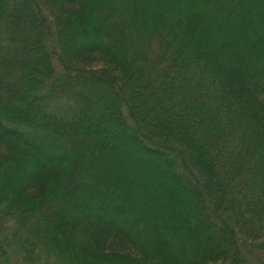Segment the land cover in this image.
Here are the masks:
<instances>
[{"label":"trees","instance_id":"trees-1","mask_svg":"<svg viewBox=\"0 0 264 264\" xmlns=\"http://www.w3.org/2000/svg\"><path fill=\"white\" fill-rule=\"evenodd\" d=\"M0 264H264V0H0Z\"/></svg>","mask_w":264,"mask_h":264},{"label":"rangeland","instance_id":"rangeland-1","mask_svg":"<svg viewBox=\"0 0 264 264\" xmlns=\"http://www.w3.org/2000/svg\"><path fill=\"white\" fill-rule=\"evenodd\" d=\"M97 29V28H96ZM127 150H130V153H132L133 152V155H134V158H135V162H136V164L137 165H134V170H133V172H131L130 170H129V167H128V163L123 159L124 157L122 156V154H123V151L122 150H119L118 152H117V162L115 161L114 162V165H112V167H113V170L114 171H116L118 174V177H119V183L121 184V185H125V182H126V179H123L124 178V176H128V175H130V174H133L134 173V171H135V167H138V169L140 168H142V170L143 169H146V167L144 166V165H142V164H139V161L137 160V155L139 156V157H142V155H143V153H141V152H139V151H137L136 149H134V148H132V147H129ZM126 159V158H125ZM139 166H143V167H139ZM147 170V173H148V170L149 169H146ZM141 171V170H140ZM149 172H150V170H149ZM152 172V171H151ZM120 173V174H119ZM152 176V179L154 180V182L156 181L154 178L156 177V175H151ZM154 182L153 183H151V185H152V187H154ZM157 193H160L159 191L157 192ZM157 193L156 192H154L152 195H153V197L155 196V197H157ZM159 196V195H158ZM134 212V211H133ZM181 214H184V212H181ZM148 208H147V210L145 209V207H143V209H142V211H141V209H140V212H135V213H133L132 214V218H131V227L132 228H135V229H137L138 227H139V224L141 223V221H140V219H141V217L145 220V221H147L148 222V226H150V225H152V222H151V219L149 218L148 219ZM147 216V217H146ZM146 218V219H145ZM175 218V220H177L179 223H184V221H182V219L184 220V216H182V217H180L179 215L178 216H175L174 217ZM183 225V224H182ZM135 226V227H134ZM153 226V225H152ZM154 227V226H153Z\"/></svg>","mask_w":264,"mask_h":264}]
</instances>
